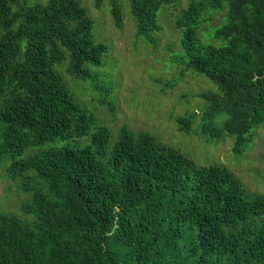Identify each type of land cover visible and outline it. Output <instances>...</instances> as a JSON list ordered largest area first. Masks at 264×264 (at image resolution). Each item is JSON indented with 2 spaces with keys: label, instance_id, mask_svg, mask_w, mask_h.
<instances>
[{
  "label": "trees",
  "instance_id": "1",
  "mask_svg": "<svg viewBox=\"0 0 264 264\" xmlns=\"http://www.w3.org/2000/svg\"><path fill=\"white\" fill-rule=\"evenodd\" d=\"M175 1L129 0L136 34L154 42L157 12ZM216 11L217 42H204L198 30ZM111 14L120 27L117 0ZM92 26L78 0H0V160L10 178L25 176L21 209L32 216L0 212V264H264L263 194L146 131L123 125L111 142L72 96L53 64L92 78L86 64L107 50ZM174 26L186 68L216 87L201 94L202 135L228 134L241 153L264 126V0H189ZM192 117L175 118L180 131Z\"/></svg>",
  "mask_w": 264,
  "mask_h": 264
},
{
  "label": "rangeland",
  "instance_id": "2",
  "mask_svg": "<svg viewBox=\"0 0 264 264\" xmlns=\"http://www.w3.org/2000/svg\"><path fill=\"white\" fill-rule=\"evenodd\" d=\"M117 1L123 18L120 27L114 23L111 0H102L99 6L95 5V0H78L93 21V41L105 44L107 50L99 65L86 64L93 75L86 80L68 74L66 61L53 64L75 100L94 115L96 125L110 129L111 142L118 138L123 125L133 131H146L195 165H222L240 180L247 193L264 195V126L251 131V141L241 153L233 151L234 137L228 134L217 137L211 133L204 136L200 131V114L205 106L201 94L216 87L184 64L181 30L174 22L189 0H176L160 7L157 12L160 30L152 32L154 42L136 34L129 0ZM46 2L27 0L28 4ZM224 15V11H216L210 22L199 28L202 41L217 42L211 36ZM190 114H193L190 131H180L175 118ZM222 119L216 118L213 124ZM86 141H89L88 136L76 139L78 144ZM35 151V146H30L22 157ZM7 164V160H0V212L32 220V216L21 209L30 199V194L20 187L25 176L10 178Z\"/></svg>",
  "mask_w": 264,
  "mask_h": 264
}]
</instances>
